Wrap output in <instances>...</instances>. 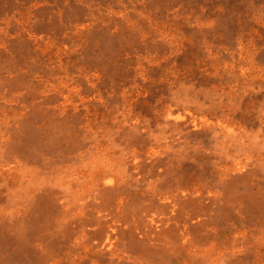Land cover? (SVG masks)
Wrapping results in <instances>:
<instances>
[{"label": "rangeland", "instance_id": "374dc122", "mask_svg": "<svg viewBox=\"0 0 264 264\" xmlns=\"http://www.w3.org/2000/svg\"><path fill=\"white\" fill-rule=\"evenodd\" d=\"M0 264H264V0H0Z\"/></svg>", "mask_w": 264, "mask_h": 264}]
</instances>
